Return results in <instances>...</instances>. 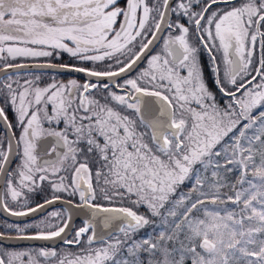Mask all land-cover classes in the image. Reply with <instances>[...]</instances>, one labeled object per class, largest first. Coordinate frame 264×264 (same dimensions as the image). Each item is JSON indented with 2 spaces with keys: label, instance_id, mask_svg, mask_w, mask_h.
Returning <instances> with one entry per match:
<instances>
[{
  "label": "snow or ice",
  "instance_id": "obj_1",
  "mask_svg": "<svg viewBox=\"0 0 264 264\" xmlns=\"http://www.w3.org/2000/svg\"><path fill=\"white\" fill-rule=\"evenodd\" d=\"M120 5L0 0V211L65 205L0 241L66 246L0 248V264H264V0ZM29 67L96 82L8 75ZM38 189L49 198L29 206ZM156 219L158 234L135 239Z\"/></svg>",
  "mask_w": 264,
  "mask_h": 264
},
{
  "label": "flooded vegetation",
  "instance_id": "obj_2",
  "mask_svg": "<svg viewBox=\"0 0 264 264\" xmlns=\"http://www.w3.org/2000/svg\"><path fill=\"white\" fill-rule=\"evenodd\" d=\"M126 4V0H121V5L120 6H124ZM165 35L167 33H164ZM163 41L160 40L153 48L152 50L149 52V55L155 54V52H158L162 46ZM259 56V49H257V58ZM70 60V58L67 56V54H63L62 57L60 59H53L52 62L56 63V64H60V63H68ZM37 61H33L31 59H17L15 61V63H35ZM40 62H43L42 60ZM202 62L205 66V79L206 82L209 85L210 90L214 91L217 99L220 100V94L219 92L215 89L213 83H212V74L208 71V57L206 53L202 54ZM73 63H77L75 61H73ZM84 67H91L90 64H84L82 65ZM0 67H2V62H0ZM100 67H102L100 65ZM145 68H147V57H145L142 62L131 72H129L128 74H126L123 78H131L136 76L139 72H141L142 70H144ZM8 75L13 76V78L15 79L17 76H19L21 78V82L24 78H28L29 76H36L39 75L41 77L40 80V86H45L48 83L52 82V79L55 78L57 81H62V82H67L70 79H76L78 80L80 83H83L86 79H91L92 82H96V78H89L86 77L85 74L81 73V74H77V73H70V72H60V71H51V70H18V71H11L8 73ZM4 77V75H2L0 77V80H2ZM103 82H107L106 80ZM122 82V80H121ZM93 95H99L98 92H94ZM226 101V100H224ZM224 101H221L224 102ZM9 119H12V113L9 112ZM62 126V125H61ZM4 133V129L2 128V126L0 125V135H3ZM19 134L18 130H17V135ZM19 163V160L16 159L12 162L11 164V168L14 169L16 167V165ZM3 187V182H2V186L1 189ZM43 187L45 189H47L48 185L47 182H45V184L43 185ZM28 195V203L29 206L34 207L35 204L37 203H42L43 200L45 198H49V194L46 191H40L39 189L36 192L33 193H29ZM65 196H67V194H65ZM78 199V197L76 198ZM14 208L20 209L21 205L20 204H13L12 205ZM65 205L63 204V202H58L57 204L49 207L48 209H46L43 213L32 217V218H28V219H24V220H10L7 219L5 217H3L0 214V221L2 224L8 226V225H20L23 226L25 224H29V223H33L38 221L39 219L44 218L45 216H48V213L52 212V211H63ZM139 211L141 213H146V209H144L143 207H141L139 209ZM83 217H74L73 219V227L74 228H78L83 226L82 225V221H83ZM28 234L33 233L34 231H36V229H28ZM0 232H4L5 234L8 235H17V233L14 230L11 229H7V230H0ZM72 235H74V232L72 233ZM71 238V237H69ZM86 239V237H85ZM0 246L3 247H8V248H18V247H24V248H33V249H39L40 247H46V248H50V247H55L57 249V251H60L61 249L66 248V246L63 244L62 240H60L58 238V240L54 243H47L44 242L43 244H22V245H3L0 243ZM72 252H76L78 251V249L75 246H72L70 249H68Z\"/></svg>",
  "mask_w": 264,
  "mask_h": 264
},
{
  "label": "water",
  "instance_id": "obj_3",
  "mask_svg": "<svg viewBox=\"0 0 264 264\" xmlns=\"http://www.w3.org/2000/svg\"><path fill=\"white\" fill-rule=\"evenodd\" d=\"M142 62V61H141ZM140 62V63H141ZM36 63V62H35ZM139 63V64H140ZM25 64H33V63H25ZM51 70V71H58V70H53V69H42V68H33V67H29V68H21V69H12L10 70L9 72L11 71H18V70ZM133 71V70H132ZM8 72V73H9ZM131 72V71H130ZM70 73H77V74H81V73H78V72H70ZM129 73V72H128ZM127 73V74H128ZM4 75L3 72H0V77ZM2 126V125H1ZM3 128V126H2ZM4 129V128H3ZM1 186H2V181H0V189H1ZM58 203V202H57ZM55 203V204H57ZM53 204V205H55ZM53 205H49L47 208L35 213V214H31L29 216H25V217H15V216H11L7 213H4L3 211H0V214L7 218V219H10V220H24V219H28V218H32V217H35L41 213H43L46 209H48L49 207L53 206ZM73 216L76 218V217H83L84 219L86 218L85 215L83 213H79V214H76V213H73ZM99 231V229H98ZM8 235V234H6ZM12 236H15V235H12ZM58 240L55 239V240H52V241H42V240H22V239H13V240H5V241H0L1 244L3 245H22V244H43L44 242H47V243H54Z\"/></svg>",
  "mask_w": 264,
  "mask_h": 264
},
{
  "label": "rangeland",
  "instance_id": "obj_4",
  "mask_svg": "<svg viewBox=\"0 0 264 264\" xmlns=\"http://www.w3.org/2000/svg\"><path fill=\"white\" fill-rule=\"evenodd\" d=\"M101 66L103 67V65H101ZM224 102H226V101H224ZM222 103H223V102H222ZM144 209H145V208H144ZM45 217H47V216H45ZM45 217H44V218H45ZM39 220H40V219H39ZM33 223H34V222H33ZM7 229H8V227H7L6 225L2 224L1 221H0V230H7ZM160 230H161V224H160V221H159V219H156L153 225L148 226V227H146L145 229L141 230V231L136 235L135 239H141V238L147 236L149 233H152V234H158V232H159ZM0 248H2V247L0 246ZM3 249L19 251V250H28V249H30V248H24V247L8 248V247H3ZM31 249H33V248H31ZM145 258H146V257H145ZM189 264H190V262H189Z\"/></svg>",
  "mask_w": 264,
  "mask_h": 264
}]
</instances>
